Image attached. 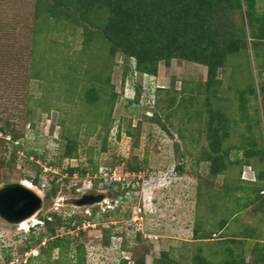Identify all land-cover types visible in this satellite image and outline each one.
I'll use <instances>...</instances> for the list:
<instances>
[{"label": "rangeland", "instance_id": "374dc122", "mask_svg": "<svg viewBox=\"0 0 264 264\" xmlns=\"http://www.w3.org/2000/svg\"><path fill=\"white\" fill-rule=\"evenodd\" d=\"M105 1L129 2L0 0V190L25 184L42 201L24 222L0 216V264H80L79 245L85 264H264V190L255 204L238 190L264 189V159L245 155L264 150V0L253 19L247 2L215 10L195 56L217 66L227 50L212 82L189 59L140 73L105 34Z\"/></svg>", "mask_w": 264, "mask_h": 264}, {"label": "trees", "instance_id": "16d2710c", "mask_svg": "<svg viewBox=\"0 0 264 264\" xmlns=\"http://www.w3.org/2000/svg\"><path fill=\"white\" fill-rule=\"evenodd\" d=\"M242 2H247V15L251 19L255 18L253 17L256 6L254 0H129V2H125L124 4L105 1L104 5L108 9L109 14L107 16V23L104 25V31L108 38L122 47L123 52L130 59L136 61V68L140 73L156 75L158 70L157 66L160 61H165L168 64L171 59H189L206 65L208 67L209 79L212 82L216 77L215 71L217 67L223 65L222 59L226 56L227 50L221 53L222 56H218L219 64L217 66H213L209 60L199 59L195 56L201 52L202 57H204L207 53L206 50L213 43L212 40L208 43V39L211 32V25L214 22L211 17H214L215 10L225 3L234 11L241 7ZM59 5L57 1L54 4V8H60ZM212 56L215 57L213 54ZM212 56L209 55L211 60ZM77 77L80 76L77 74ZM68 90L73 94L74 86L69 87ZM45 109L49 110V105L45 104ZM8 129L1 128L0 131L4 132L8 131ZM65 138L69 137L65 136ZM221 141L222 139L212 141L211 151L214 156L208 155L206 158L211 162V174L214 176L221 174L227 167L224 162V157L219 155ZM76 150L77 146L74 139H69V142L66 144L65 158H71L73 152ZM245 155L247 158L259 156L260 159H264V150L248 151L247 149ZM238 159L236 158L235 161L240 162ZM131 169L132 171H138V167ZM176 169L180 173L183 167L179 165ZM82 175H85V173ZM243 189L247 193L253 192V196L248 201L250 204H255L256 201L252 198L257 197L258 193L264 190L263 188L259 189V187L254 188V190L244 188V186L238 188L241 191ZM244 196L245 194H242L240 197L243 198ZM241 202L240 199H233L234 205L240 206L242 205ZM73 220L74 218L70 219V224ZM50 222L51 220L47 219L44 224H47V233L54 235L56 227L53 224L51 225ZM59 222L61 224L62 220L55 216L54 223L59 224ZM225 224L226 222H223L221 226L224 228ZM48 225L50 226L48 227ZM245 231H247L246 235L251 232L249 237L253 236L252 232L256 233V230L250 226H247ZM45 237V233L40 235L36 242L41 244ZM195 239H201L199 238L197 230L195 231ZM60 241L62 240L52 242L49 244V248L59 247ZM77 249L79 253L77 259L82 261L80 264H85L86 251L84 246L79 245ZM263 249L264 246H262ZM27 251H29V247L26 248ZM7 257L9 261L12 259L10 258V254ZM237 259L238 262L233 259L232 262H228L227 264H241L239 262L244 259L243 254L239 255ZM139 260L140 258L136 259L134 264ZM262 260H264V256ZM200 262L202 264H213L203 259ZM121 263L128 264L129 260L124 259ZM26 264L32 263L29 260Z\"/></svg>", "mask_w": 264, "mask_h": 264}, {"label": "water", "instance_id": "95a60500", "mask_svg": "<svg viewBox=\"0 0 264 264\" xmlns=\"http://www.w3.org/2000/svg\"><path fill=\"white\" fill-rule=\"evenodd\" d=\"M41 203L40 195L22 184L0 190V216L9 223L31 218Z\"/></svg>", "mask_w": 264, "mask_h": 264}, {"label": "bare ground", "instance_id": "6f19581e", "mask_svg": "<svg viewBox=\"0 0 264 264\" xmlns=\"http://www.w3.org/2000/svg\"><path fill=\"white\" fill-rule=\"evenodd\" d=\"M25 187H27V188H29L28 186H26L25 184H23ZM29 189H31V188H29ZM38 194V193H37ZM31 219V218H30ZM34 220V219H33ZM24 222V221H23ZM31 222V221H30ZM27 223H29V222H27ZM27 223H25V224H27ZM23 226V225H22ZM21 226V227H22Z\"/></svg>", "mask_w": 264, "mask_h": 264}]
</instances>
